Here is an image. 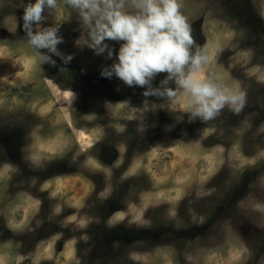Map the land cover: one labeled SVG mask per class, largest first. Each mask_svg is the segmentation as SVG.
Returning a JSON list of instances; mask_svg holds the SVG:
<instances>
[{
	"label": "rangeland",
	"instance_id": "obj_1",
	"mask_svg": "<svg viewBox=\"0 0 264 264\" xmlns=\"http://www.w3.org/2000/svg\"><path fill=\"white\" fill-rule=\"evenodd\" d=\"M249 1L264 17V0ZM28 3H35V0H0V125L8 129L6 122L10 113L23 119V111L30 112V120L32 118V124L36 125L32 153L37 161L34 160V164H39L38 159L42 156H63L67 152L65 149L76 147L75 134L79 135L80 141L88 143L91 134L93 139L98 136L103 123L111 125L112 135L116 136L127 127L146 133L143 131L162 126L161 137L132 161L131 173L140 176L139 189L135 188L139 200L130 201L128 213H119L111 222L126 219L141 231L139 225L158 220L162 203H168L165 221L171 223L170 219L174 218V224L176 207L179 210V203L185 200L198 206L217 200L216 205L221 208L215 212L207 206L210 212L207 221L216 222L215 227L217 222L223 223L199 242L185 246L183 251L173 245H160L154 251L132 253L128 256L129 261L123 264H264V112H261L264 111V93H255L250 99L246 90L250 88V93L264 89V54L260 50L254 52L248 45L253 38L247 35V30L233 18L224 17L226 13L218 0H178L181 14L189 24H200L204 38L202 55L209 59L202 65L198 77L227 89L230 94L244 93L239 114L248 115L238 127L237 124L234 126L236 114L231 115L233 112L225 107L222 111V115L227 116L223 121L224 130L219 120L215 121L216 125L219 123L215 128L197 125L196 138L187 144L180 139V133H184L185 127L188 130L194 128V121L188 120L187 126L180 122L185 118L183 111L190 96L175 84L172 87L178 93L175 103L166 99L158 107L145 101L141 105L130 103L127 97L138 86L129 87L115 75L102 77L107 78L104 84L111 88L110 98L99 97L97 93L85 95L71 89L69 83L60 84L49 72H54L50 68L56 65L41 64L37 52L25 40L22 17L24 5ZM124 10H133L130 0ZM44 15L46 19L39 27L59 24L58 35L63 38V43L57 46L58 50L64 56L72 55L70 62L79 64L84 72L101 69L100 77L104 68L117 62L119 48L124 42L106 40L104 43L113 51L112 57H108L107 51L97 55L86 44L87 29L78 13L65 6L62 0H58L55 12L45 10ZM33 27L35 30L37 26ZM256 31L260 32V29ZM41 51L50 55L55 63H64L60 56ZM81 108L84 111L78 113ZM101 112H104V119L100 124L97 119ZM161 114L167 115L168 123L158 122L157 117ZM213 121L207 123L213 124ZM177 125L179 128L175 130ZM211 131L220 134L218 139L222 145H210L206 137ZM248 134L249 141L245 139ZM84 153L89 154V150ZM11 172L9 166L0 165V264H40L43 259L52 264H82L75 240L65 242L61 251L57 249L55 243L59 235L39 240L31 250L27 248L23 238L34 223L38 225L40 201L27 191L11 194ZM46 187L50 200L56 197L54 217L59 216L55 211L64 207H81L90 194L84 180L57 179ZM183 210L190 213L191 218L199 219L192 208ZM63 212H67V208ZM78 215L64 220L70 221ZM79 221L84 223L85 220L81 217ZM183 223L181 221L178 227L182 228ZM146 230L152 231L150 227ZM169 238L177 239L172 232Z\"/></svg>",
	"mask_w": 264,
	"mask_h": 264
},
{
	"label": "flooded vegetation",
	"instance_id": "obj_2",
	"mask_svg": "<svg viewBox=\"0 0 264 264\" xmlns=\"http://www.w3.org/2000/svg\"><path fill=\"white\" fill-rule=\"evenodd\" d=\"M218 1L226 13L224 17L233 18L239 23L241 28L247 30V35L250 34L252 36L253 41L249 42L248 45L253 48V51L260 50L264 54V17L254 8L253 4L249 0ZM243 18L245 19L243 20ZM190 26L192 29L191 34L196 44L202 48L204 38L200 31V24L198 26V23H192ZM257 28L260 29V32L256 31ZM255 45H258V47L254 48ZM55 65L54 68H50L54 72H49L59 83H69L71 84V89H77L85 95L87 93H97L99 97H111V88L104 84L107 78L102 79L104 76L99 77L98 75L101 69L93 72H84L80 65L75 62L55 63ZM166 76L167 73L157 74L151 81V87H161L160 82ZM100 79H102V83ZM73 80H75V83L72 84L71 81ZM92 81L96 82V84L92 83ZM174 84V80L169 81L167 87L172 88ZM62 86L64 85L62 84ZM262 86L264 87V83ZM146 90V87L138 86L137 90L131 91L130 95L126 97L132 104L141 105L145 101L151 102L155 107L166 101V98L154 95L144 96L143 93ZM246 90L247 96L250 95V99L254 98L255 93H264V89L256 92L251 91L250 93V88ZM82 111H84V108L79 109L78 113ZM261 112L264 111L262 110ZM222 113L217 116L218 118L214 119L213 124L203 122L200 119L194 120V128L188 130V127H185L184 133H180V139L189 144L196 138L195 129L197 125L215 128L219 125V123L215 124V121L218 120L223 123L221 126L224 130L223 121L227 116H223ZM231 115H234V113H231ZM23 116V119H17L16 113H10L8 122L5 121L8 129L1 127L3 124L0 125V151L2 152L0 153L2 157L0 165H7L12 171L10 177L11 194L14 191H27L32 193L35 198H39L38 225L34 223V226L30 227V232L24 235V238L22 237L28 249L31 250L39 240L43 239L45 241L50 237L59 235L55 243L57 249L61 251L65 242L75 240V244L78 246L77 256L82 259V264H123L125 261H129L128 256L130 254L154 251L160 245H173L176 249L183 251L185 246L199 242L203 237L210 235V230L218 228L223 223V221H219L217 222V227H215L216 222L207 221L210 213L209 209H206L207 206L215 212L221 210L216 205L217 200L211 201L209 205L203 202V205L200 206L197 203L193 204L190 200H185L187 205L185 202H180L178 205L180 209L178 210L179 207H176L175 216L177 221H175V224L174 218L170 219L171 223H167L164 219V215L168 214V203L159 205L162 210L160 214L158 213V220L155 222L151 220L148 224L139 225L141 226V231H139V227L126 219L118 223L111 222V220L116 219V215L119 216V213H128L127 204L130 201L136 202L139 200V196L135 193V188L139 189L137 183L140 180V176L137 173H131L132 161L136 155L144 153L152 142L161 137L164 127L159 126L158 129L149 128L147 131H143L146 133L127 127L119 136H116L112 135L111 125H107V123L101 124L104 119V112H101L97 119V122L101 124L97 137L93 139L92 134L89 136L85 131L89 136V142L85 143L80 141L78 134H75L73 139L76 147L65 149L67 152L63 156L58 155L59 157L52 158L42 156L38 159L39 164H34L37 161L36 158H33L32 153L33 133L36 125L32 124V118L30 120V117H32L30 112L23 111ZM184 116L185 118L180 122V125L187 126L189 114L185 113L183 114ZM235 116L237 121L235 120L232 125L236 126L237 124L238 127L241 120L243 121L248 115L241 112V114H236ZM157 118L160 124L168 123V117L165 114H161ZM177 128H179L178 125L175 130ZM219 135L216 131H211L207 134L206 138L210 140L208 141L210 145L223 144L218 139ZM245 139L249 141L250 135L248 134ZM86 150H89V154L84 153ZM57 179H76L78 182L84 180V184H87L88 189H90V194L88 200L84 201L81 207H64L67 208V212H63L64 208L60 209L55 211L59 212V216L54 217L53 211L55 210L56 197L53 198L55 201L50 200L48 189L45 186ZM188 207L195 210L199 219L191 218L190 213L187 214L183 210ZM76 209L78 210L76 211ZM74 214L79 215L75 219L65 222V218ZM81 217L85 220L84 223H80ZM227 217H230V214H227ZM181 221L184 222V225L179 228L178 225H181ZM67 225L71 227H64ZM149 227L152 229L151 232L146 230L147 228L149 230ZM171 232L177 239L171 240L169 238ZM32 233L34 236H32ZM147 237H150L151 240H147ZM129 242L132 243L130 244ZM127 243L130 245H126ZM51 262L43 259L40 264H52ZM130 264L133 263L131 262Z\"/></svg>",
	"mask_w": 264,
	"mask_h": 264
},
{
	"label": "clouds",
	"instance_id": "obj_3",
	"mask_svg": "<svg viewBox=\"0 0 264 264\" xmlns=\"http://www.w3.org/2000/svg\"><path fill=\"white\" fill-rule=\"evenodd\" d=\"M63 4L79 15L87 29V46L100 55L112 49L104 41H123L117 62L104 68L101 76L115 75L129 87H146L144 96H158L175 103L176 88L167 87L175 82L179 89L190 96L183 113L189 114V121L203 122L215 119L225 107L239 114L244 103V93L230 94L214 83L202 80L198 73L208 61L202 55L201 46L196 44L191 26L181 14L178 0H130L132 11H125L129 0H62ZM58 0H35L24 5L23 31L25 40L37 52L42 63L55 64L52 57L41 50L60 56L65 63L73 59L64 56L58 45L63 38L58 35L59 24L39 27L46 19L44 12H55ZM34 25L36 29L34 30ZM79 44V41H77ZM194 49V51H193ZM159 73H167L160 82L161 87L152 88L151 81ZM127 102V101H125ZM182 118V117H181Z\"/></svg>",
	"mask_w": 264,
	"mask_h": 264
}]
</instances>
